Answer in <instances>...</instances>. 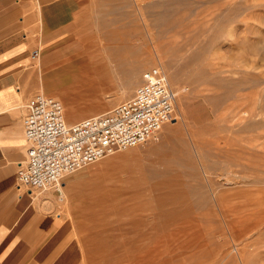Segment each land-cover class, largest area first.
<instances>
[{
  "label": "rangeland",
  "instance_id": "rangeland-1",
  "mask_svg": "<svg viewBox=\"0 0 264 264\" xmlns=\"http://www.w3.org/2000/svg\"><path fill=\"white\" fill-rule=\"evenodd\" d=\"M88 4L62 62H36L35 94L74 124L131 99L160 66L176 109L158 139L66 176L62 196L35 192L73 224L80 264H264V0ZM81 61L101 72L76 88L58 69Z\"/></svg>",
  "mask_w": 264,
  "mask_h": 264
},
{
  "label": "crops",
  "instance_id": "crops-1",
  "mask_svg": "<svg viewBox=\"0 0 264 264\" xmlns=\"http://www.w3.org/2000/svg\"><path fill=\"white\" fill-rule=\"evenodd\" d=\"M88 1L0 0V264H80L73 224L43 197L19 188L17 171L27 155L23 118L38 89L36 62L41 56L47 65L62 62L56 60L59 50L73 42ZM35 51L39 59H33ZM77 64L87 80L90 72H101L99 66L92 71L83 61ZM68 66L53 68L47 85L56 69L77 70Z\"/></svg>",
  "mask_w": 264,
  "mask_h": 264
},
{
  "label": "built area",
  "instance_id": "built-area-1",
  "mask_svg": "<svg viewBox=\"0 0 264 264\" xmlns=\"http://www.w3.org/2000/svg\"><path fill=\"white\" fill-rule=\"evenodd\" d=\"M40 52L33 53L39 59ZM176 93L160 66L151 67L134 95L111 111L69 124L64 104L37 94L23 118L27 155L17 171L19 188L30 193L54 190L62 196L63 179L117 152L159 137L175 119Z\"/></svg>",
  "mask_w": 264,
  "mask_h": 264
},
{
  "label": "bare ground",
  "instance_id": "bare-ground-1",
  "mask_svg": "<svg viewBox=\"0 0 264 264\" xmlns=\"http://www.w3.org/2000/svg\"><path fill=\"white\" fill-rule=\"evenodd\" d=\"M81 33V32H80ZM120 38H121V41L122 42H124V37L123 36H120ZM87 53V52H86ZM69 67V69L70 68H73V67H75L74 65H70V66H68ZM83 73H84V71L81 69V70H71V71H67L66 70V72H65V76L68 78V80L70 81V83H72V84H74L75 86H76V88H78V87H82V86H86L88 83V80H87V77H85L84 75H83ZM60 82L61 83H55V86H58V85H61V86H65V85H67V83H66V81H65V78L64 77H62V80H60ZM71 112H72V110H71ZM71 117H73V118H75V119H77V117H76V114L75 113H71V114H69ZM199 149H200V147H199ZM199 153V152H198ZM60 190H62V189H60ZM63 194V193H62ZM243 249V248H242ZM237 252V255H238V257L240 258V262L242 261V259H243V254L246 252H244L243 253V250H237L236 251ZM235 253V252H234ZM233 253V254H234ZM236 255V254H235ZM236 258V257H235ZM245 258V257H244ZM239 261V260H238ZM242 263H244V262H242Z\"/></svg>",
  "mask_w": 264,
  "mask_h": 264
}]
</instances>
